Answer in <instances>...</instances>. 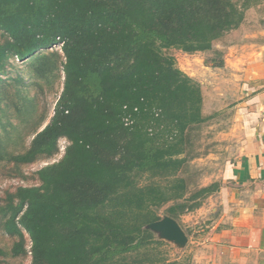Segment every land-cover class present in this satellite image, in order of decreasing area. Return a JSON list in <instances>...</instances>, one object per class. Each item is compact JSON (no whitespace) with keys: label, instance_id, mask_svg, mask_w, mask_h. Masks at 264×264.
<instances>
[{"label":"trees","instance_id":"1","mask_svg":"<svg viewBox=\"0 0 264 264\" xmlns=\"http://www.w3.org/2000/svg\"><path fill=\"white\" fill-rule=\"evenodd\" d=\"M259 1L0 0V76L14 58L30 60L49 84L59 63L64 71L49 122L36 121L20 152L0 138V160L33 163L68 141L60 160L37 170L39 184L18 186L0 206L4 230L18 238L13 256L30 252L31 264H189L165 257V242L147 227L161 219L155 208L170 203L168 216L178 221L216 189L188 196L178 175L189 129L209 117L200 82L164 50H213ZM56 44L63 60L42 52ZM15 95L33 120L34 99ZM15 95L0 92V105H17ZM145 174L151 180L140 185Z\"/></svg>","mask_w":264,"mask_h":264},{"label":"rangeland","instance_id":"2","mask_svg":"<svg viewBox=\"0 0 264 264\" xmlns=\"http://www.w3.org/2000/svg\"><path fill=\"white\" fill-rule=\"evenodd\" d=\"M243 24L246 29L239 40L242 44L245 43V46L251 45L256 42L255 40L264 36V0H260L258 4L246 11L245 20L241 25ZM235 31L237 30L234 29L216 40L213 50L194 53L178 48L164 50L168 55L174 56L179 68L190 76L194 75L193 78L200 82L203 94L202 111L204 116L209 117L205 122L189 129L183 154L186 161L178 175L185 178L187 182L188 196L206 186H216V189L202 197L199 207L180 215L178 222L188 236L186 243L165 238L161 232L153 230L156 238L165 242L160 247L165 251V257L183 260L189 264H209L210 256L214 253L210 233L217 225L221 185L227 166L236 156L235 115L236 106L242 101L238 99L242 89L238 87L237 75L231 66L235 49L231 51L230 48L239 40L229 35ZM0 40H3L1 34ZM54 51H58L63 60L61 44L53 45L42 52L47 54ZM29 62L30 60L11 59L0 76V92L7 90L10 97L15 93H22L33 98L36 106L33 120L28 121L24 113L17 109L20 96L15 95L17 105L6 106L8 101L6 98L1 102L0 138L5 142L6 149L14 152H20L29 146L35 135L32 131L36 121L45 116L47 120L44 124L49 122L64 86L62 64L59 63V69L56 70L55 76L52 75L49 84L36 72L33 73V69L28 67ZM226 64L228 66H225ZM2 122L6 125L3 126ZM10 124L16 125L17 129ZM6 130L12 131V139L7 138ZM67 145V139L62 137L59 140L58 153L50 158H41L29 164L0 160V206L5 202L7 194L15 191L18 186L39 184L37 170L60 160ZM150 180V176L145 174L139 179V184H146ZM159 180L165 182L161 178ZM169 204L155 208L157 215L161 218L167 216L166 209ZM17 239L16 236L6 233L4 220L0 214V248L7 251L6 255H0V264H31L30 252L21 256L11 254V248ZM26 246L28 249L31 248V239L28 234H26Z\"/></svg>","mask_w":264,"mask_h":264},{"label":"crops","instance_id":"3","mask_svg":"<svg viewBox=\"0 0 264 264\" xmlns=\"http://www.w3.org/2000/svg\"><path fill=\"white\" fill-rule=\"evenodd\" d=\"M245 29L243 24L229 37L239 40ZM255 41L245 46L239 40L230 48L242 101L235 115L236 156L221 185L217 230L210 233L209 264H264V36Z\"/></svg>","mask_w":264,"mask_h":264},{"label":"water","instance_id":"4","mask_svg":"<svg viewBox=\"0 0 264 264\" xmlns=\"http://www.w3.org/2000/svg\"><path fill=\"white\" fill-rule=\"evenodd\" d=\"M148 228L161 232L162 236L180 243H186L188 236L180 223L171 216L148 224Z\"/></svg>","mask_w":264,"mask_h":264}]
</instances>
